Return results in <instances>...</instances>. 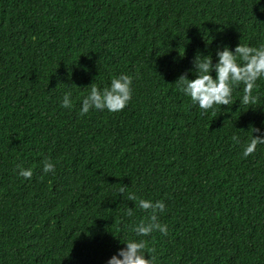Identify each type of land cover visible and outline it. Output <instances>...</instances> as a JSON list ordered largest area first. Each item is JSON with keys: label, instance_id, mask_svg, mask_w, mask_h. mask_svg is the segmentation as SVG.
<instances>
[{"label": "trees", "instance_id": "16d2710c", "mask_svg": "<svg viewBox=\"0 0 264 264\" xmlns=\"http://www.w3.org/2000/svg\"><path fill=\"white\" fill-rule=\"evenodd\" d=\"M240 43L264 45V0H0V264H108L141 239L153 264H264V145L243 157L264 78L206 113L175 85ZM121 74L127 107L81 116ZM139 199L166 204L167 235H136Z\"/></svg>", "mask_w": 264, "mask_h": 264}, {"label": "clouds", "instance_id": "9594fccd", "mask_svg": "<svg viewBox=\"0 0 264 264\" xmlns=\"http://www.w3.org/2000/svg\"><path fill=\"white\" fill-rule=\"evenodd\" d=\"M218 62L214 65L212 57L198 54L194 60L196 78L189 80L187 73L181 75L175 85L178 91L190 97L193 104L199 106L203 112L213 109L215 105L228 106L232 104V94L234 87L244 85L242 103L244 105L256 104L258 96L254 95L257 87V80L264 78V45L259 48L242 45L235 48L234 52L228 47L217 52ZM216 73L215 79L211 75ZM133 78L130 75L121 74L111 80L109 87L102 91L94 84L90 86V94L82 101L80 115L84 116L90 110L103 111L107 109L112 113L124 110L132 99ZM71 94L64 96L62 107L71 109L73 107L70 99ZM252 138L243 150V157H248L256 152L259 145H264V135H253L260 133V129L251 128ZM234 141L239 138L233 136ZM19 168V175L25 179H31L33 172L31 169ZM43 172L45 174L55 173V164L50 160L43 161ZM126 185H120L119 193L124 194ZM129 200L136 201L135 195H130ZM144 212L149 213L145 219L133 229L138 237H148L153 232L159 231L163 235L168 234L167 225L159 222V214L166 209L163 201L153 202L151 200L139 199L138 205ZM127 215H134L132 208L127 209ZM147 241L141 239L126 244V248L121 249L114 255L108 264H153L154 256L146 254ZM154 253L155 249H149ZM150 257L146 259L145 256ZM122 257V258H121Z\"/></svg>", "mask_w": 264, "mask_h": 264}]
</instances>
